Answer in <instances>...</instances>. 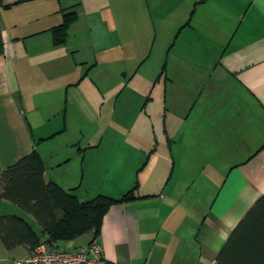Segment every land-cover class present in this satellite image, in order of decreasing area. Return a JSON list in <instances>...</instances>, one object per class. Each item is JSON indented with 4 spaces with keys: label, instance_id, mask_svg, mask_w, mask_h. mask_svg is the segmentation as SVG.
<instances>
[{
    "label": "crops",
    "instance_id": "crops-1",
    "mask_svg": "<svg viewBox=\"0 0 264 264\" xmlns=\"http://www.w3.org/2000/svg\"><path fill=\"white\" fill-rule=\"evenodd\" d=\"M146 6L153 20L166 24L167 41L178 30L177 41L184 31L193 33L179 43L191 46L190 76H180L189 79L188 88L172 103L167 98L160 136L145 111L149 123L142 118L143 133L135 138L144 155L136 176L135 169L122 176L119 196L109 195L120 199L135 189L137 199L112 206L97 237L90 232L56 246L75 252L96 241L108 264H216L228 237L264 195V0H0V167L37 151L48 182L73 190L81 202L106 195L81 196L80 183L54 176L71 158H49L43 148L68 132L72 108L88 116L82 106L87 85L97 102L119 90L117 103L122 100L125 82L112 86V72L103 73L99 59L83 52L101 44L98 32L105 27L117 36L118 29L133 30L136 7ZM72 11L78 20L56 46L52 30ZM149 134L170 142L171 160L161 164ZM155 157L161 161L150 168ZM4 216L36 223L41 232L27 211L0 200ZM30 254L25 246L10 251L0 239V264Z\"/></svg>",
    "mask_w": 264,
    "mask_h": 264
},
{
    "label": "rangeland",
    "instance_id": "rangeland-1",
    "mask_svg": "<svg viewBox=\"0 0 264 264\" xmlns=\"http://www.w3.org/2000/svg\"><path fill=\"white\" fill-rule=\"evenodd\" d=\"M146 7L147 9L136 7L133 30L118 29L117 36L111 26L105 27L98 32L101 44L83 52L85 56H96L99 59L98 65L103 73L112 72V86L120 88L125 82L128 89L120 96L122 100L117 103L115 94L119 90L112 94V98L108 97L107 101L103 99L102 102H97L98 95L94 87L87 85L83 88L87 102L82 106L88 116L80 115L72 108L68 132L43 148L49 158H57L58 155L71 158L70 165L59 169L54 176H60L73 185L80 183L78 193L81 196H95L100 192L108 196H119L125 184L122 176L129 175L136 163L144 157L143 154L140 155V143L135 138L143 133L142 118L149 123L145 111L148 109L152 113V120L160 136V131L164 129L161 125L166 118L167 98L168 103H172V98L181 95L183 89L188 88L185 81L189 79L180 76H190L192 65L189 64L186 53L191 54V50L187 51L191 46L187 43L179 46V43L186 37L190 39L193 33L184 31L177 41L178 30L173 39L167 41L163 35L166 24L153 20L148 6ZM89 36L91 37V31L88 30V38ZM193 69L196 70L194 67ZM87 81L86 79L85 83ZM73 94L74 91L71 95ZM179 100L181 99L175 98L173 102ZM135 119H139L141 123L136 124L133 121ZM151 128L150 124L147 133H152ZM153 136L149 134L150 140H154L152 145L157 147V155L163 159L161 164L164 160H171L170 142L167 139L164 142L162 137L155 141ZM99 141V148L89 145ZM161 158H153L149 167H155ZM136 172L137 169L134 176ZM32 225L39 232L37 224Z\"/></svg>",
    "mask_w": 264,
    "mask_h": 264
},
{
    "label": "trees",
    "instance_id": "trees-1",
    "mask_svg": "<svg viewBox=\"0 0 264 264\" xmlns=\"http://www.w3.org/2000/svg\"><path fill=\"white\" fill-rule=\"evenodd\" d=\"M77 20L75 11L65 13L63 23L52 30L56 46L66 42ZM135 199L133 189L120 199L99 195L81 202L73 190L46 180L44 162L34 151L4 171L0 167V200L27 211L41 232L24 218L4 216L0 218V239L10 251L25 246L32 253L42 242L57 245L90 232L97 237L110 208ZM216 264H264V195L228 237Z\"/></svg>",
    "mask_w": 264,
    "mask_h": 264
},
{
    "label": "built area",
    "instance_id": "built-area-1",
    "mask_svg": "<svg viewBox=\"0 0 264 264\" xmlns=\"http://www.w3.org/2000/svg\"><path fill=\"white\" fill-rule=\"evenodd\" d=\"M17 264H108L102 247L92 241L86 250L69 252L59 249L56 244L42 242L28 257Z\"/></svg>",
    "mask_w": 264,
    "mask_h": 264
}]
</instances>
